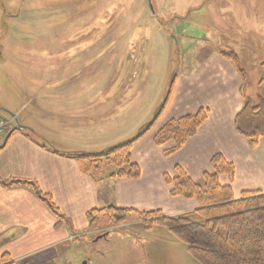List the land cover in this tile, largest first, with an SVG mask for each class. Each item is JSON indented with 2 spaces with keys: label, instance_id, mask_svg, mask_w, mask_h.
Masks as SVG:
<instances>
[{
  "label": "rangeland",
  "instance_id": "rangeland-1",
  "mask_svg": "<svg viewBox=\"0 0 264 264\" xmlns=\"http://www.w3.org/2000/svg\"><path fill=\"white\" fill-rule=\"evenodd\" d=\"M205 45L236 56L252 95L244 105L258 104L264 0H0V117L35 96L19 123L59 150L99 153L143 133L181 77V57L192 54L193 67L207 60ZM167 107L135 149L152 144ZM69 239L75 246L57 252L72 264H198L167 230L141 222L88 225Z\"/></svg>",
  "mask_w": 264,
  "mask_h": 264
},
{
  "label": "crops",
  "instance_id": "crops-1",
  "mask_svg": "<svg viewBox=\"0 0 264 264\" xmlns=\"http://www.w3.org/2000/svg\"><path fill=\"white\" fill-rule=\"evenodd\" d=\"M205 49L203 56L207 60L201 63L196 60L193 67L184 61L192 54L188 52L181 57V77L174 81L168 107L155 129L170 120L195 114L199 109L207 110L206 122L169 156L163 152L172 144L156 147L152 139L156 130L148 134L152 136V144L147 142L149 145L140 150L135 145L130 160L141 172L144 163L152 174L140 175L137 180L84 176L69 155L80 151L59 150L45 136L19 123L22 109L34 102L35 96L9 111L13 117L7 120L8 131L0 136V148L3 147L0 150V255L7 254L15 264H72L57 250L75 246L69 238L87 231L85 214L90 210L111 206L161 211L168 217L190 215L197 209V203L171 197L163 176H175L174 168L179 167L201 186L202 176L210 171V160L217 154L233 165L232 179L225 175L219 183L230 186L236 198L247 191L264 193V137L251 147L234 128L235 116L246 99L251 101L252 95L243 94L244 81L231 62L211 46L205 45ZM261 67L264 70V64ZM186 70H192L188 77L184 76ZM257 85H264V79ZM15 119L18 124L13 127ZM12 181L35 183L42 194L51 197L74 231L56 228L55 217L28 187L2 186Z\"/></svg>",
  "mask_w": 264,
  "mask_h": 264
},
{
  "label": "trees",
  "instance_id": "trees-1",
  "mask_svg": "<svg viewBox=\"0 0 264 264\" xmlns=\"http://www.w3.org/2000/svg\"><path fill=\"white\" fill-rule=\"evenodd\" d=\"M225 53L222 52L221 56L231 62L241 78H244L236 56ZM173 84L174 81L171 82L167 99L143 133L99 153H69L81 174L99 177L108 168L109 172L116 171L111 178L139 179L141 170L138 165L130 162L131 150L166 108ZM206 120L205 109L170 120L156 133L153 144L162 147L171 143L172 147L163 152L165 156H169L191 139ZM234 128L240 136L249 141L251 147H255L258 140L264 137V99L261 98L256 105L246 102L234 118ZM209 165L210 171L203 174V186L196 184L179 167L174 168L175 176H163L171 197L194 200L197 203V209L190 215L168 217L160 211H138L110 206L88 211L85 218L89 227L102 232L117 223L141 222L147 230L154 226L167 230L198 264H264V193L247 191L240 193L239 198H236L230 186H222L219 183V177L223 175L232 179L233 165L219 154L211 158ZM2 186L28 187L58 221L56 228L67 227L72 230L71 222L58 212L51 197L42 194L35 183L12 181ZM0 264L13 263L7 254H3L0 255Z\"/></svg>",
  "mask_w": 264,
  "mask_h": 264
},
{
  "label": "built area",
  "instance_id": "built-area-1",
  "mask_svg": "<svg viewBox=\"0 0 264 264\" xmlns=\"http://www.w3.org/2000/svg\"><path fill=\"white\" fill-rule=\"evenodd\" d=\"M9 122L0 117V136L5 135L8 131Z\"/></svg>",
  "mask_w": 264,
  "mask_h": 264
},
{
  "label": "water",
  "instance_id": "water-1",
  "mask_svg": "<svg viewBox=\"0 0 264 264\" xmlns=\"http://www.w3.org/2000/svg\"><path fill=\"white\" fill-rule=\"evenodd\" d=\"M9 113H11V112H9ZM12 117H13V113H11V118H12ZM14 121L16 122V125H17V124H18V123H17V119H15ZM83 264H87V262H84Z\"/></svg>",
  "mask_w": 264,
  "mask_h": 264
},
{
  "label": "bare ground",
  "instance_id": "bare-ground-1",
  "mask_svg": "<svg viewBox=\"0 0 264 264\" xmlns=\"http://www.w3.org/2000/svg\"><path fill=\"white\" fill-rule=\"evenodd\" d=\"M26 135V134H25Z\"/></svg>",
  "mask_w": 264,
  "mask_h": 264
}]
</instances>
